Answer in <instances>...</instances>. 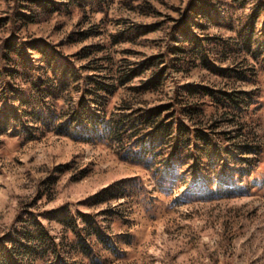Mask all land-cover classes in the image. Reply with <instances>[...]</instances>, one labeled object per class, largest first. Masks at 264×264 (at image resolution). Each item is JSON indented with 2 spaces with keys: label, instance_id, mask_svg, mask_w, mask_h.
Listing matches in <instances>:
<instances>
[{
  "label": "rangeland",
  "instance_id": "374dc122",
  "mask_svg": "<svg viewBox=\"0 0 264 264\" xmlns=\"http://www.w3.org/2000/svg\"><path fill=\"white\" fill-rule=\"evenodd\" d=\"M206 1L209 13L205 16H201V11H191L197 0H106L105 11H93L90 2H86L85 8L72 5L67 10L45 11L40 19L19 25V29L11 20L0 27V38L11 37V41L18 42L35 64L43 62L35 45L50 50L57 47L60 51L56 58L63 62L68 59L63 54L102 44L103 51L92 50L89 57L106 52L113 56L116 65L122 60L133 65L176 45L175 40L185 36L183 30L200 32L193 22H203L208 32L234 36L228 27L230 18L237 20L261 4L254 38L264 46V0ZM14 4L15 0H0V17L11 13L17 16ZM140 4L151 5L152 10L141 9ZM19 9L30 14L25 7ZM217 16L219 24L214 22ZM137 25L141 33L134 40L111 42L112 34ZM89 29L97 33L70 40L72 31ZM16 31L19 33L14 34ZM127 48L134 52H125ZM77 56L71 57L73 63H85L89 58ZM248 66L256 68L250 80L221 76L198 65L188 71L169 68L165 85L159 91L138 93L131 89L148 80L151 70H147L119 87L109 99V109L119 112L125 101L137 106L144 104L143 99L149 100V106L167 101L175 90L183 91L193 83L252 89V106H256L251 109L252 124L263 150L251 174L208 178L202 174L193 182V169L185 164L177 170L175 183L160 185L153 175L155 166L124 157L110 139L82 141L52 131L28 139L10 128L0 132V237L20 224L16 217L25 202L48 192L38 200L39 206L32 208L44 211L38 213L39 217L56 233L62 224L53 209L64 208L75 214L111 206L122 212L111 222V230L130 243L121 244L125 252L110 264H264V63L250 60ZM4 106L5 100L0 99V110ZM221 128L233 129L236 125L223 123ZM233 152L239 154V150ZM63 164V171L57 169ZM133 177L136 181L132 184L136 186L131 188L130 197L95 201V194L104 186Z\"/></svg>",
  "mask_w": 264,
  "mask_h": 264
},
{
  "label": "trees",
  "instance_id": "16d2710c",
  "mask_svg": "<svg viewBox=\"0 0 264 264\" xmlns=\"http://www.w3.org/2000/svg\"><path fill=\"white\" fill-rule=\"evenodd\" d=\"M105 1L15 0L17 16L11 13L0 17V27L12 20L14 28L19 29L28 21L40 19L45 11L67 10L72 5L85 8L86 2H90L93 11H105ZM20 7L29 9L30 14L19 12ZM140 7L152 10L151 5ZM208 8L206 0H197L191 11H201V16H205ZM261 8L258 4L247 15L237 20L230 18L228 27L234 36L208 32L203 22H193L200 32L183 30L185 36L176 39V45L133 65L127 60L116 65L113 56L106 52L89 57L92 50L103 51L102 44L63 54L68 57L63 62L56 58L60 51L57 47L50 50L35 45L43 61L35 64L18 42L11 41V37L0 38V99L5 100L0 110V132L12 128L14 134L28 139L46 131L82 141L110 139L124 157L155 166L153 175L160 185L175 183L177 170L185 164L193 169V182L202 174L207 178L251 174L263 150L252 124L251 109H256L252 106L254 90L193 83L183 91L175 90L167 101L150 106L147 99L139 106L125 101L119 112L109 109V99L120 86L147 70H151L148 80L131 89L138 93L159 91L165 85L169 68L188 71L198 65L221 76L253 79L256 68L248 66L250 60L264 63V46L254 38ZM208 17L209 21L213 19L209 14ZM216 18L214 22L219 24ZM139 27L129 26L112 34L111 42L134 40L141 33ZM96 31H72L69 38L81 40ZM124 51L134 52L129 48ZM75 55L89 58L76 64L71 58ZM226 62L230 65H223ZM239 63L246 66L240 67ZM223 123L236 128L223 129ZM238 150L239 154H234ZM232 160L239 166H232ZM63 167L66 165L57 169L63 171ZM134 181L135 177L104 186L94 199L106 202L130 197L131 188L136 186ZM45 193L25 202L16 217L20 224L0 237V264H110L125 252L121 244L130 240H123L122 235L111 230V222L122 213L120 210L109 206L70 214L64 208L53 209L62 224L56 233L39 217L38 213L44 211L32 208L39 206L37 202Z\"/></svg>",
  "mask_w": 264,
  "mask_h": 264
}]
</instances>
